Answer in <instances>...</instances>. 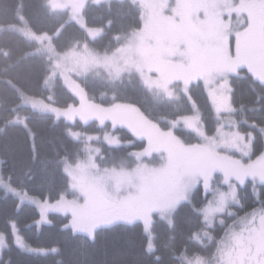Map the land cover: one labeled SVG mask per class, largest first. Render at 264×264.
Returning <instances> with one entry per match:
<instances>
[{
    "label": "rangeland",
    "instance_id": "obj_1",
    "mask_svg": "<svg viewBox=\"0 0 264 264\" xmlns=\"http://www.w3.org/2000/svg\"><path fill=\"white\" fill-rule=\"evenodd\" d=\"M108 1L111 0H49L48 7L54 14H67L70 22L86 28L90 37L96 38L100 31L86 27L85 8ZM131 1L141 6L143 28L113 54L96 53L84 44L56 55L49 35L33 36L54 60L58 75L78 103L62 108L22 94L23 107L71 125L110 123L148 144L131 161L109 169L100 167L96 150L79 164L65 162L70 189L56 202L14 190L8 181L3 182L0 169V185L21 205H31L39 211V228L50 224L51 215H61L71 219L69 228L76 235L91 239L99 229L118 224L140 223L152 235L154 216L171 221L199 187L209 193L214 178L220 176L222 182L214 186L213 199L202 212L206 227L212 229L226 209L233 205V211L242 206L243 192L254 194L257 185H264L258 178L246 175L264 168V151L255 157L256 136L238 130L232 117L235 108L231 85L241 68L264 84V0ZM126 72L137 74L146 87L159 95L179 102L183 97L190 98L193 85L202 83L220 122L216 135H207L196 111L194 116L175 123L201 139L200 145L187 146L173 130L162 131L133 105L104 107L93 103L82 86L81 80L93 73L99 79L103 75L118 78ZM226 172L228 183H224ZM237 176L243 177V184ZM220 193L226 194L223 211L209 214L210 208L221 206ZM260 211L250 212L243 222L236 220L216 242L218 259L223 264H264V234L260 231L264 214ZM4 241L0 238V262ZM208 241L213 243V238ZM20 242L26 247L24 240L17 237V244ZM214 261L218 264L217 257ZM189 264L207 262L198 257Z\"/></svg>",
    "mask_w": 264,
    "mask_h": 264
},
{
    "label": "trees",
    "instance_id": "obj_2",
    "mask_svg": "<svg viewBox=\"0 0 264 264\" xmlns=\"http://www.w3.org/2000/svg\"><path fill=\"white\" fill-rule=\"evenodd\" d=\"M48 2L0 0V169L3 182L8 181L14 190L56 202L70 189L65 162L79 164L96 150L100 167L109 169L131 161L148 144L110 123L71 125L23 107L22 94L62 108L78 103L58 75L54 60L33 36L49 35L56 55L84 44L96 53L113 54L132 40L144 21L141 6L131 0L88 4L84 12L86 27L100 31L92 38L86 28L70 22L67 14L52 13ZM96 74L81 80L93 103L104 107L133 105L162 131L173 130L187 146L200 145L201 139L175 124L177 121L197 111L208 136L216 135L219 129L220 122L202 83L193 85L190 98L183 97L179 102L149 89L135 73L126 72L118 78L103 75L99 79ZM231 85L232 117L242 134L256 136L257 157L264 151V84L241 68ZM221 182L222 178L216 176L209 193L199 187L171 221L154 216L152 235L140 223L118 224L99 229L95 239L76 235L69 228L71 219L61 215H51L50 224L39 228V211L21 205L0 185V238L5 239L0 264H189L198 257L205 258L207 264H216L217 257L218 264H223L216 242L236 220L243 222L256 210L264 214V185H257L254 194L243 192L242 206L233 211L230 206L209 229L202 212L213 199L214 186ZM17 237L26 247L17 244Z\"/></svg>",
    "mask_w": 264,
    "mask_h": 264
},
{
    "label": "snow or ice",
    "instance_id": "obj_3",
    "mask_svg": "<svg viewBox=\"0 0 264 264\" xmlns=\"http://www.w3.org/2000/svg\"><path fill=\"white\" fill-rule=\"evenodd\" d=\"M262 131H264V129H262ZM241 140H243V137H241ZM233 143H234V141H233ZM247 146L248 145H246V147ZM239 150L242 151V152L244 151L243 149H239ZM244 154L247 155L246 152ZM246 175H251V176H253L254 179L258 178L261 183H264V168H261L258 171L247 172ZM237 179H239L241 181V183L243 184V182H244L243 177L237 176ZM224 183H228V173L227 172L225 173ZM225 203H226V194L225 193H220L218 204L221 205V206L216 207V208H210L209 209V214H212L214 211H223V205ZM260 231H261V234H264V225L261 226V230ZM20 246L21 247L23 246L22 242H20ZM148 250L149 251L152 250V245H149Z\"/></svg>",
    "mask_w": 264,
    "mask_h": 264
}]
</instances>
